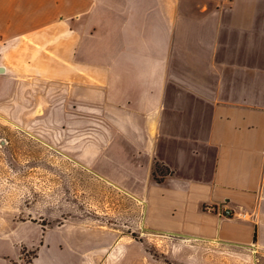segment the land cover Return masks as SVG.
I'll use <instances>...</instances> for the list:
<instances>
[{
  "label": "crops",
  "instance_id": "obj_1",
  "mask_svg": "<svg viewBox=\"0 0 264 264\" xmlns=\"http://www.w3.org/2000/svg\"><path fill=\"white\" fill-rule=\"evenodd\" d=\"M0 67L11 122L40 97L53 126L68 111L72 143L79 112L100 113L90 157L147 227L264 264V0H0ZM5 199L0 264H25L23 248L40 264L49 227ZM39 226L36 245L22 228Z\"/></svg>",
  "mask_w": 264,
  "mask_h": 264
},
{
  "label": "rangeland",
  "instance_id": "obj_2",
  "mask_svg": "<svg viewBox=\"0 0 264 264\" xmlns=\"http://www.w3.org/2000/svg\"><path fill=\"white\" fill-rule=\"evenodd\" d=\"M36 104L26 110L33 118L28 125L11 122L0 109V220L9 221L2 201L9 196L15 200L9 206L20 205L24 215L49 227L44 239L50 246L40 264H257L246 249L181 240L147 227L141 198L104 176L98 159L91 158L98 153L100 113L85 118L79 112L71 143L68 111L60 114L58 128L48 121L55 111L41 107L40 97ZM53 131L59 141L52 139ZM103 165V171H112ZM23 228L39 245L41 226ZM22 253L29 264L35 251Z\"/></svg>",
  "mask_w": 264,
  "mask_h": 264
},
{
  "label": "built area",
  "instance_id": "obj_3",
  "mask_svg": "<svg viewBox=\"0 0 264 264\" xmlns=\"http://www.w3.org/2000/svg\"><path fill=\"white\" fill-rule=\"evenodd\" d=\"M224 213H225L226 215H233V214H234V211L231 210V209H229V208H226V209H224Z\"/></svg>",
  "mask_w": 264,
  "mask_h": 264
},
{
  "label": "water",
  "instance_id": "obj_4",
  "mask_svg": "<svg viewBox=\"0 0 264 264\" xmlns=\"http://www.w3.org/2000/svg\"><path fill=\"white\" fill-rule=\"evenodd\" d=\"M0 68H2V67H0ZM170 234L171 235H178L177 233H174V232H171Z\"/></svg>",
  "mask_w": 264,
  "mask_h": 264
},
{
  "label": "trees",
  "instance_id": "obj_5",
  "mask_svg": "<svg viewBox=\"0 0 264 264\" xmlns=\"http://www.w3.org/2000/svg\"><path fill=\"white\" fill-rule=\"evenodd\" d=\"M25 250V248H23Z\"/></svg>",
  "mask_w": 264,
  "mask_h": 264
}]
</instances>
